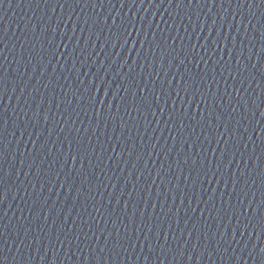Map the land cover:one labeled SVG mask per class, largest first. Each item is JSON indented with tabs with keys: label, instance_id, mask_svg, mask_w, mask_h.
I'll list each match as a JSON object with an SVG mask.
<instances>
[{
	"label": "water",
	"instance_id": "water-1",
	"mask_svg": "<svg viewBox=\"0 0 264 264\" xmlns=\"http://www.w3.org/2000/svg\"><path fill=\"white\" fill-rule=\"evenodd\" d=\"M112 0H0V264H82L84 185Z\"/></svg>",
	"mask_w": 264,
	"mask_h": 264
}]
</instances>
